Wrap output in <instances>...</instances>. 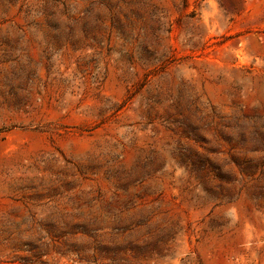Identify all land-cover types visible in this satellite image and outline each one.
<instances>
[{
  "label": "rangeland",
  "instance_id": "1",
  "mask_svg": "<svg viewBox=\"0 0 264 264\" xmlns=\"http://www.w3.org/2000/svg\"><path fill=\"white\" fill-rule=\"evenodd\" d=\"M0 264H264V0H0Z\"/></svg>",
  "mask_w": 264,
  "mask_h": 264
}]
</instances>
